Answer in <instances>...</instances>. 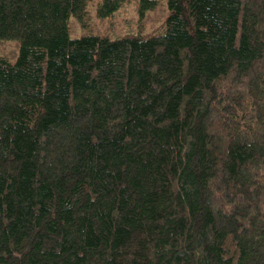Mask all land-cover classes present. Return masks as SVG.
Segmentation results:
<instances>
[{
	"label": "trees",
	"instance_id": "obj_1",
	"mask_svg": "<svg viewBox=\"0 0 264 264\" xmlns=\"http://www.w3.org/2000/svg\"><path fill=\"white\" fill-rule=\"evenodd\" d=\"M91 1L0 0V264H264V0Z\"/></svg>",
	"mask_w": 264,
	"mask_h": 264
},
{
	"label": "rangeland",
	"instance_id": "obj_2",
	"mask_svg": "<svg viewBox=\"0 0 264 264\" xmlns=\"http://www.w3.org/2000/svg\"><path fill=\"white\" fill-rule=\"evenodd\" d=\"M99 0L89 4L86 18L81 24L75 16L69 22L70 36H102L110 39L141 37L148 39L164 32L170 15L168 0H155V8L147 9L141 14L142 0H122L121 7L112 15L102 18L97 15ZM16 42L6 41L0 44V55H12ZM13 58V56L11 57Z\"/></svg>",
	"mask_w": 264,
	"mask_h": 264
}]
</instances>
